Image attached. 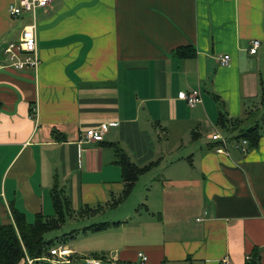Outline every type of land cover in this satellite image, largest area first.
<instances>
[{
	"label": "crops",
	"instance_id": "crops-1",
	"mask_svg": "<svg viewBox=\"0 0 264 264\" xmlns=\"http://www.w3.org/2000/svg\"><path fill=\"white\" fill-rule=\"evenodd\" d=\"M15 1L0 0V225L14 222L13 209L30 224L53 217L58 184L76 212L103 209L70 219L83 235L66 244L78 264L112 253L111 264L140 254L147 264H247L255 249L264 264V128L246 154L219 153L212 138L225 135L222 108L233 119L264 110V0H58L38 12L37 72L6 66L5 49L31 20L9 16ZM184 47L196 56L175 54ZM104 125V141L86 140ZM112 143L140 167L158 163L135 185L147 189L136 222L137 209L96 221L124 204ZM188 147L192 158L178 154ZM100 223L111 225L85 231ZM61 231L56 238L72 232Z\"/></svg>",
	"mask_w": 264,
	"mask_h": 264
},
{
	"label": "trees",
	"instance_id": "trees-1",
	"mask_svg": "<svg viewBox=\"0 0 264 264\" xmlns=\"http://www.w3.org/2000/svg\"><path fill=\"white\" fill-rule=\"evenodd\" d=\"M175 54L185 59L196 56V52L192 47L179 49ZM218 97L216 95L217 99H219ZM248 115L247 119H233L222 108L218 125L225 136L230 137L232 141L247 140L250 150H255L259 147L263 135L264 110L260 116L259 114L252 116L251 113ZM32 116H34V113ZM109 146L114 150L116 164L122 171L123 183L125 185V190L120 198V203H122L132 195L140 177L150 173L158 166V163L140 167L133 162L128 152L119 143H112ZM52 200L55 207V215L53 217H45L43 214H37L36 221L33 224L28 222L24 214L13 209L14 222L0 225V264H29V259L33 260L34 264H37L41 261L52 260L54 258L51 254L52 248L69 243V240L74 237L75 232L72 231L70 236L64 235L55 238V240H49L47 238L48 234L63 230L70 219H84L86 216H96L103 210L101 207L99 209L86 207L80 212H76L72 209V202L65 190L58 184L52 189ZM110 225V223L91 224L85 231L102 233L107 231ZM94 258L107 262L106 256L94 255ZM260 258V250L255 249L251 260L247 264H260ZM81 259L74 255L72 256L71 263L78 264V261H81Z\"/></svg>",
	"mask_w": 264,
	"mask_h": 264
},
{
	"label": "built area",
	"instance_id": "built-area-1",
	"mask_svg": "<svg viewBox=\"0 0 264 264\" xmlns=\"http://www.w3.org/2000/svg\"><path fill=\"white\" fill-rule=\"evenodd\" d=\"M58 0H16L13 2L8 9L9 16L13 19H22L26 16H30L31 20L28 22L22 32L18 42L11 43L5 49V54L9 57L8 65L16 71H23L26 69H34L36 72L41 64V59L38 51V40H37V16L39 10H48L53 3ZM261 47V42L259 40H254L251 42L250 53L255 55ZM221 64L224 66L229 65L231 57L225 55L221 57ZM180 98L189 103L191 107L196 104L201 103L200 96L188 95L185 93L180 94ZM114 125V124H112ZM109 129L108 125L102 126L97 130H89L86 133V140L88 142H102L104 141L105 133ZM213 140L218 141L221 146L218 148L219 153L227 152L228 146L233 145L235 149L243 154L249 153V142L247 140L241 141H231L230 137L223 134H215ZM52 256L57 259L58 264H72L71 257L74 255L72 249L67 245H60L59 247H54L51 250ZM143 263L147 262V257L140 254ZM87 264H102L100 260H85ZM55 264L56 261L53 260ZM29 264H34L33 260L29 259ZM220 264H232L229 257L223 258Z\"/></svg>",
	"mask_w": 264,
	"mask_h": 264
},
{
	"label": "rangeland",
	"instance_id": "rangeland-1",
	"mask_svg": "<svg viewBox=\"0 0 264 264\" xmlns=\"http://www.w3.org/2000/svg\"><path fill=\"white\" fill-rule=\"evenodd\" d=\"M28 18H30V16H26ZM191 148L192 147H188V148H184L182 151H180L178 154L179 155H182L184 157H186V159H190L192 158V152L191 151ZM190 149V150H189ZM194 153V152H193ZM176 154V155H178ZM146 178L145 180H147V177H144ZM144 180V179H143ZM142 186V183L141 185L132 193V195L126 200L127 202H124V204L122 206H120L119 210H115V211H107L105 213L106 215V218H97L96 221H101V222H104V221H110V220H116V219H119L121 218L126 211H129V209H137L138 212H142V214L140 215H137V214H134V218H133V221H137L138 219H140L141 217H144L146 216L145 215V209L147 208V189H146V186L145 187H141ZM98 215V214H97ZM96 215V216H97ZM144 215V216H143ZM94 216H86V218H94ZM79 220H82L81 218H79ZM80 221H78L77 223L75 222H71L69 220L68 224L64 227L63 231L64 232H70L72 230H78L80 228V225H79ZM62 231H54L50 234L47 235V238L50 240V239H54L56 238V236L58 234H60ZM71 233V232H70ZM70 236V235H69ZM76 236V237H75ZM83 235H76L74 233V237L72 239H70L71 243L74 239H78V238H81ZM80 240L82 239H79V242ZM83 240H86V239H83ZM70 244V243H69ZM60 245H57L55 247H59ZM70 247V246H69ZM53 249V248H52ZM109 255V254H107ZM74 256V255H73ZM89 257H92L91 255ZM115 257H116V254L115 253H112V255H109L107 257V262L103 261L102 264H111L109 263V261H112L115 260ZM72 259V257H71ZM52 260L56 261L55 264H58L57 262V259L53 258ZM51 260V261H52ZM59 264H64V263H59ZM133 264H147V263H142V261H139V262H136V263H133Z\"/></svg>",
	"mask_w": 264,
	"mask_h": 264
}]
</instances>
